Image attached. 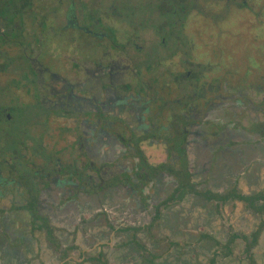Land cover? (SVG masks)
<instances>
[{
  "label": "flooded vegetation",
  "instance_id": "flooded-vegetation-1",
  "mask_svg": "<svg viewBox=\"0 0 264 264\" xmlns=\"http://www.w3.org/2000/svg\"><path fill=\"white\" fill-rule=\"evenodd\" d=\"M74 1L65 29L81 56L29 37L24 50H0L2 242H21L27 227L49 242L56 202L97 207L121 187L148 210L168 174L154 220L188 196L243 204L260 222L241 240L249 255L264 230V0ZM204 152L212 170L237 167L228 191L197 190V177L209 186Z\"/></svg>",
  "mask_w": 264,
  "mask_h": 264
},
{
  "label": "crops",
  "instance_id": "crops-1",
  "mask_svg": "<svg viewBox=\"0 0 264 264\" xmlns=\"http://www.w3.org/2000/svg\"><path fill=\"white\" fill-rule=\"evenodd\" d=\"M261 148L259 158L264 161ZM158 154L151 152L156 164L163 159ZM202 156L198 170L206 169L209 186L197 177V190L228 191L237 180V167L219 164L212 170L204 164L207 154ZM159 178L148 210L136 196L130 198L124 187L106 195L97 207L89 201L56 202L48 215L57 245L50 244L45 233L27 227L21 242L4 244L0 237V264H264V230L249 255L243 247L260 223L244 211L243 204L236 209L230 202L188 196L168 203L156 222L153 207L173 188L168 174ZM242 181L248 183L245 178Z\"/></svg>",
  "mask_w": 264,
  "mask_h": 264
},
{
  "label": "trees",
  "instance_id": "trees-1",
  "mask_svg": "<svg viewBox=\"0 0 264 264\" xmlns=\"http://www.w3.org/2000/svg\"><path fill=\"white\" fill-rule=\"evenodd\" d=\"M70 0H0V50L7 44H12L21 50L25 49L29 38L37 40L43 49L46 41L51 38L48 34L44 36V29L47 25L49 14L47 11L58 12L63 5ZM75 2L74 0H71ZM47 4V6L45 5ZM71 12L69 13L68 20ZM30 25H39L44 31L37 36L28 28ZM29 37V38H27ZM41 41V42H40ZM49 242L56 246L58 241L52 230H48ZM256 244V241L254 242ZM103 259H100L99 262ZM104 264H107L104 261Z\"/></svg>",
  "mask_w": 264,
  "mask_h": 264
},
{
  "label": "rangeland",
  "instance_id": "rangeland-1",
  "mask_svg": "<svg viewBox=\"0 0 264 264\" xmlns=\"http://www.w3.org/2000/svg\"><path fill=\"white\" fill-rule=\"evenodd\" d=\"M84 1H88V0H84ZM78 2V0L76 1ZM67 3V2H66ZM47 6V4H45ZM97 12V11H95ZM50 13V14H49ZM47 14H49V18H48V22H47V25L44 29H46L45 31L39 27V25L35 24L33 25H30L28 23V28H30V31L33 32H37L39 33V35L42 34V31H44V36L46 34L48 35H52L50 39H48L46 41V44H45V49L49 50L51 49L50 47L52 46H61V48L63 49V52L66 50H71V45H73V43H78L80 42L81 43V40L79 41V37L77 35V32L71 30V29H65V25H67V20H66V15H67V4L62 7V9L56 13H53L51 12L50 10L47 11ZM79 19L80 21H82V13L81 11L79 10ZM108 21H113V20H109ZM108 21L105 20V23H107ZM80 23V22H79ZM53 34H55V37L53 36ZM83 36V35H82ZM9 47V46H8ZM7 47V48H8ZM36 50L38 49V45L36 44ZM40 47V46H39ZM73 47H75L73 45ZM6 48V47H5ZM79 48V52H78V56H81V52H82V49H83V45L81 44V46H76L75 48H72V52L73 54L76 53V51L78 50ZM156 47L154 46L153 49H155ZM41 48H39L40 50ZM61 49V50H62ZM245 49H247V47H243L241 49V54H244L245 53ZM8 50L10 51H17L18 48L17 47H14V46H10L8 48ZM155 51V50H154ZM233 55V54H231ZM50 59H46V62L50 63ZM233 64L235 63H232V66ZM9 80V79H8ZM7 79H0V85L2 86V84H6L7 82H9ZM21 96L23 97V102L24 103H28V104H31L33 102V99L30 98V97H27L25 95L24 92L21 93ZM6 101H10L8 98ZM22 120L21 119H17L12 123V129H16V130H22L24 128L23 124H22ZM255 129V128H254ZM14 145V144H13Z\"/></svg>",
  "mask_w": 264,
  "mask_h": 264
}]
</instances>
